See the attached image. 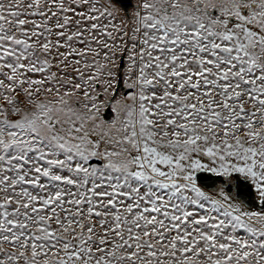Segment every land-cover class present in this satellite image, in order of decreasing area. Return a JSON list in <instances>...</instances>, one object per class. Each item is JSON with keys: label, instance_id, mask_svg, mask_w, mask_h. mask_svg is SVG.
<instances>
[{"label": "snow or ice", "instance_id": "6c2138e0", "mask_svg": "<svg viewBox=\"0 0 264 264\" xmlns=\"http://www.w3.org/2000/svg\"><path fill=\"white\" fill-rule=\"evenodd\" d=\"M0 264H264V0H0Z\"/></svg>", "mask_w": 264, "mask_h": 264}]
</instances>
